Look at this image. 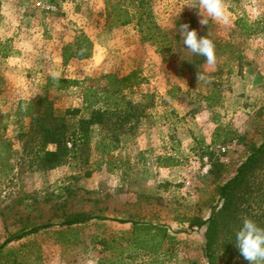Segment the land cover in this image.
Returning a JSON list of instances; mask_svg holds the SVG:
<instances>
[{
    "label": "rangeland",
    "instance_id": "374dc122",
    "mask_svg": "<svg viewBox=\"0 0 264 264\" xmlns=\"http://www.w3.org/2000/svg\"><path fill=\"white\" fill-rule=\"evenodd\" d=\"M147 2L166 41L161 54L135 21L106 27V6L129 0H0V246L54 225L3 247L0 264H207L202 230L189 223L209 217L217 187L264 142V0H225L226 25H201L189 0ZM172 22L212 40L215 65L185 50ZM79 35L92 55L64 65L63 48ZM133 72L101 94L109 75ZM49 79L74 85L56 89ZM44 95L66 127L63 156L49 170L38 168L40 157L57 146H44L33 125ZM116 99L140 117H104L80 138L79 121ZM79 218L86 222L61 226ZM133 223L168 236L136 239Z\"/></svg>",
    "mask_w": 264,
    "mask_h": 264
},
{
    "label": "trees",
    "instance_id": "16d2710c",
    "mask_svg": "<svg viewBox=\"0 0 264 264\" xmlns=\"http://www.w3.org/2000/svg\"><path fill=\"white\" fill-rule=\"evenodd\" d=\"M147 0H129L126 8L107 5L105 8L106 27L115 29L131 24L135 21L138 32L141 35L142 42H151L156 44L165 43V40L159 41L161 34L159 28L152 22L150 11L148 10ZM110 8V10H109ZM162 49H158V53H162ZM92 55V43L84 35L77 36L74 41L63 48L62 62L65 65L70 59L86 60ZM135 77V73L118 79L114 75H109V83L106 89L101 93L107 95V92L113 87L111 80H116L119 84L128 83ZM55 83L56 89H62L65 85H74L73 82L66 79H49L48 87ZM117 92H120L118 90ZM106 98V97H105ZM46 103L45 110L36 115L33 119V125L36 129L42 144L56 145L54 151H43L38 168L49 170L56 167L63 156L62 149L66 140V127L62 118L53 113L51 103L47 96H40L37 104ZM135 109L131 107L129 110L122 111L119 101L113 100L109 108L101 111L93 110L88 119L80 120V138H85L87 128L96 124H103V118L113 116L116 120L127 122L130 118L140 117L135 114ZM132 112H134L132 114ZM110 114V115H109ZM79 135V134H78ZM117 140L109 144L111 149L116 147ZM107 147V145H104ZM218 205L215 206L209 217L205 220L195 218L190 221L191 228L197 227L202 230L203 237V257L207 264H248L240 255L235 246V232L239 228L242 218L248 217L254 220L258 225L264 227V142L251 149L245 160L236 168L233 176L217 187ZM85 218L67 219L61 223V226L72 227L78 224H84ZM121 224L129 223V221H118ZM133 232L137 234H148L150 230L154 232L150 234L153 239L158 234L168 236L165 229L159 226L138 225L133 223ZM53 224H41L32 226L30 229L20 230L10 235L0 246V250L11 242H17L31 235L39 234L53 228ZM141 242H144L142 239ZM150 251L155 252L153 249Z\"/></svg>",
    "mask_w": 264,
    "mask_h": 264
},
{
    "label": "clouds",
    "instance_id": "9594fccd",
    "mask_svg": "<svg viewBox=\"0 0 264 264\" xmlns=\"http://www.w3.org/2000/svg\"><path fill=\"white\" fill-rule=\"evenodd\" d=\"M185 6L197 10V14L202 17L201 25H207L209 19L225 25L230 23V14L227 11L225 0H195V2L189 0ZM174 28L178 31L185 50L193 55L204 57L208 65H215L216 52L212 40L207 36H198L197 31L190 30L188 24L180 25L178 29L174 25ZM234 244L248 264H264V227L251 218H242L235 232Z\"/></svg>",
    "mask_w": 264,
    "mask_h": 264
}]
</instances>
